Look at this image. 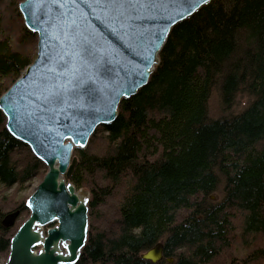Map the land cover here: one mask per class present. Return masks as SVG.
<instances>
[{
  "label": "trees",
  "instance_id": "1",
  "mask_svg": "<svg viewBox=\"0 0 264 264\" xmlns=\"http://www.w3.org/2000/svg\"><path fill=\"white\" fill-rule=\"evenodd\" d=\"M20 1L0 0V96L36 56ZM215 92L222 112L211 116ZM5 121L0 110V264L21 223L6 228L3 216L29 213L7 191L46 171ZM74 154L71 180L91 191L76 264H215L234 242L245 255L222 264H264V0H211L177 23L149 82ZM158 242L173 262L142 258Z\"/></svg>",
  "mask_w": 264,
  "mask_h": 264
},
{
  "label": "water",
  "instance_id": "2",
  "mask_svg": "<svg viewBox=\"0 0 264 264\" xmlns=\"http://www.w3.org/2000/svg\"><path fill=\"white\" fill-rule=\"evenodd\" d=\"M211 0H21L36 56L0 96L5 128L46 171L3 264H76L88 243L91 191L71 177L75 149L114 122L160 62L172 28ZM20 210L3 216L14 226ZM47 229H45V227ZM158 242L142 258L158 262ZM171 261L172 259L169 258Z\"/></svg>",
  "mask_w": 264,
  "mask_h": 264
},
{
  "label": "rangeland",
  "instance_id": "3",
  "mask_svg": "<svg viewBox=\"0 0 264 264\" xmlns=\"http://www.w3.org/2000/svg\"><path fill=\"white\" fill-rule=\"evenodd\" d=\"M247 101V98L245 96H239L237 99V103L235 105V107L233 108V111H240L245 103ZM221 102H220V98H219V94L218 92H215L213 97L211 98L210 102H209V114L211 116H218L221 114L222 109H221ZM100 127V126H99ZM75 155V154H74ZM45 166V164H44ZM46 166H45V170H46ZM44 176V175H43ZM41 178H34L33 180H31V182L29 184H24V185H14L11 189H9L7 191V194H10L11 192H16V199L19 200H23L25 198H28L29 195L35 190V188L37 187V185L39 184V182L41 181ZM222 197V192L221 190H217L216 192L212 193L210 196L211 200H218ZM28 210V209H27ZM29 212V211H28ZM29 214V213H28ZM240 216V215H239ZM235 217V228H237V230H241L242 229V221H241V217ZM27 217V215H26ZM24 220L23 217L19 218L17 220V223H22V221ZM20 223V224H21ZM48 226L45 227V229H47ZM255 239H262L261 244L262 246H264V237L263 236H256ZM246 247L245 244L242 243H236L235 242L228 248V250L226 252L223 253L222 259L219 261H217L215 264H222L223 260L225 259V262L230 263V258L233 256H236L238 258H241L245 255L246 253ZM5 260H3V262L1 264L4 263ZM255 264H262L261 262H257Z\"/></svg>",
  "mask_w": 264,
  "mask_h": 264
},
{
  "label": "flooded vegetation",
  "instance_id": "4",
  "mask_svg": "<svg viewBox=\"0 0 264 264\" xmlns=\"http://www.w3.org/2000/svg\"><path fill=\"white\" fill-rule=\"evenodd\" d=\"M169 258H173V260H174V257H172V256H164V254H163V258L161 259V260H163V259H166L168 262H170L169 261ZM172 262V261H171Z\"/></svg>",
  "mask_w": 264,
  "mask_h": 264
},
{
  "label": "bare ground",
  "instance_id": "5",
  "mask_svg": "<svg viewBox=\"0 0 264 264\" xmlns=\"http://www.w3.org/2000/svg\"><path fill=\"white\" fill-rule=\"evenodd\" d=\"M90 220H91V219H90ZM90 230H91V221H90ZM171 259H172V260H171L172 262L175 260V259L173 260V258H171ZM169 261H170V260H169ZM171 261H170V262H171Z\"/></svg>",
  "mask_w": 264,
  "mask_h": 264
},
{
  "label": "snow or ice",
  "instance_id": "6",
  "mask_svg": "<svg viewBox=\"0 0 264 264\" xmlns=\"http://www.w3.org/2000/svg\"><path fill=\"white\" fill-rule=\"evenodd\" d=\"M205 2H207V0H205Z\"/></svg>",
  "mask_w": 264,
  "mask_h": 264
}]
</instances>
